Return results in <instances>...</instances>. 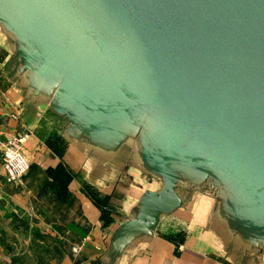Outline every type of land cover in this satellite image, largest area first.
<instances>
[{"label":"water","instance_id":"1","mask_svg":"<svg viewBox=\"0 0 264 264\" xmlns=\"http://www.w3.org/2000/svg\"><path fill=\"white\" fill-rule=\"evenodd\" d=\"M0 24L69 139L130 146L163 178L105 261L182 207L184 183L214 196L236 243L264 252V0H0Z\"/></svg>","mask_w":264,"mask_h":264},{"label":"crops","instance_id":"2","mask_svg":"<svg viewBox=\"0 0 264 264\" xmlns=\"http://www.w3.org/2000/svg\"><path fill=\"white\" fill-rule=\"evenodd\" d=\"M2 50L0 151L10 137L28 134L23 149L30 168L20 182H12L0 158V264L105 261L116 230L134 216L148 191L162 189L163 178L149 174L130 146L105 153L69 139L62 118L36 104L17 74L12 40L0 24ZM180 188L183 205L172 214L182 212L178 215L186 225L165 222L172 214L163 216L157 229L136 233L113 264H264V252L249 253L232 239L206 188L186 183ZM106 203L110 212L105 215ZM180 233L187 235L181 243ZM84 238L86 246L74 253L72 247Z\"/></svg>","mask_w":264,"mask_h":264},{"label":"built area","instance_id":"3","mask_svg":"<svg viewBox=\"0 0 264 264\" xmlns=\"http://www.w3.org/2000/svg\"><path fill=\"white\" fill-rule=\"evenodd\" d=\"M27 136L28 134L10 137L4 142L0 151L3 168L8 179L12 182H20L30 168V162L24 155L23 149ZM86 244L87 239L84 238L80 243L72 247V251L78 254L84 249Z\"/></svg>","mask_w":264,"mask_h":264},{"label":"rangeland","instance_id":"4","mask_svg":"<svg viewBox=\"0 0 264 264\" xmlns=\"http://www.w3.org/2000/svg\"><path fill=\"white\" fill-rule=\"evenodd\" d=\"M36 104H38L40 107H44V106H49L48 104H49V102H48V100H41V101H39V99H37V101H36ZM151 109V108H150ZM149 109H147V113H149V112H151L152 114H154V110L152 109V110H149ZM145 111V110H144ZM147 118H148V115H147ZM162 118L164 119V120H170L171 119V117L169 116V114H163L162 115ZM155 120H157V118H155ZM149 127H150V125H148V124H145V126L143 125V129H144V131H146L147 129H149ZM125 154H127V152L125 151V153L124 154H122V155H125ZM126 170V171H125ZM124 171L125 172H130L127 168H125L124 169ZM131 171H132V176H134V171H133V169L131 168ZM120 195H122V194H118V196H120ZM123 197H124V194H123ZM104 206H106V207H104L103 209H104V214L106 215V213H108V212H110V209L107 207V203L106 204H104ZM178 214H182V212H179ZM178 214H172V216H170V217H168L167 219H166V221L165 222H172L173 224H182V225H186L185 224V222L182 220V218L180 217V215H178ZM180 238H178V241H179V243H181L182 241H181V239H183V240H185V239H187V235L185 234L184 236H182V233H180ZM181 241V242H180ZM229 244H227V246H228ZM239 247V246H238ZM238 248H237V246H235V249L233 248V249H231V252H232V254H234V256H233V258L235 257V254H236V250H237ZM262 258H264V253H263V256H262Z\"/></svg>","mask_w":264,"mask_h":264},{"label":"trees","instance_id":"5","mask_svg":"<svg viewBox=\"0 0 264 264\" xmlns=\"http://www.w3.org/2000/svg\"><path fill=\"white\" fill-rule=\"evenodd\" d=\"M3 54H4V50L0 51V56H2ZM52 113H53L52 110L51 109H48V114H52ZM57 118H59V117L57 116ZM60 124L62 125V119L60 120ZM54 135H57V134L55 133ZM46 141L49 143L50 138L49 139L47 138ZM181 241L184 242L183 239H181ZM93 264H111V262L103 261L102 259H97V260H94L93 261Z\"/></svg>","mask_w":264,"mask_h":264}]
</instances>
